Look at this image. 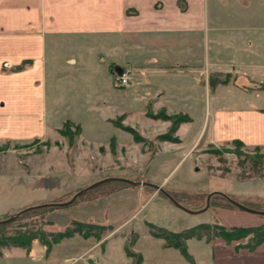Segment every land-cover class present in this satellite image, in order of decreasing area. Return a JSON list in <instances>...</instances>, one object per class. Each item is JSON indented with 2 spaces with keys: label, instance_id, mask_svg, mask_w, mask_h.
<instances>
[{
  "label": "crops",
  "instance_id": "crops-1",
  "mask_svg": "<svg viewBox=\"0 0 264 264\" xmlns=\"http://www.w3.org/2000/svg\"><path fill=\"white\" fill-rule=\"evenodd\" d=\"M26 58L28 66L10 69ZM117 67H129L132 78L122 87L125 98L115 100L109 95L117 92ZM82 68L99 70L101 78H77ZM126 101L143 111L151 104L185 113L190 119L175 130L178 146L186 123L194 135L205 127L213 140L264 146V0H0V139L54 131L60 108L128 112ZM164 127L162 121L158 128ZM221 210L224 225L262 222L245 211ZM116 227L92 244L81 236L75 254L60 242L47 252L37 239L28 248L3 246L0 264H68L73 258L77 264H131L125 249L116 255L107 248ZM150 236L160 239L161 253L149 264H191L178 248ZM185 245L194 264H264V240L249 248L243 238L190 236ZM145 258L141 254L139 264H147Z\"/></svg>",
  "mask_w": 264,
  "mask_h": 264
},
{
  "label": "rangeland",
  "instance_id": "rangeland-1",
  "mask_svg": "<svg viewBox=\"0 0 264 264\" xmlns=\"http://www.w3.org/2000/svg\"><path fill=\"white\" fill-rule=\"evenodd\" d=\"M21 62L24 64L22 69L31 60L26 58ZM10 69L19 68L12 65ZM90 70L78 69L83 73L77 72V78H90L91 74L101 78L99 70L94 69L93 73ZM108 74L105 79H109ZM123 89L117 87V92L109 97L124 99ZM125 105L130 107L128 112H88L71 108L67 113V109L60 108L53 118L54 131L31 138L27 136L28 139H0V218L17 211L14 206L22 200L32 199L27 205L66 201L91 183L109 176H122L137 183L107 180L81 192L68 204L47 205L50 207L29 213L21 220H15L14 224L27 222L36 227L39 225L47 233L69 226L73 233L58 241L65 245L61 248L69 254L78 252L79 244L75 241H79L81 236L92 244L108 237L119 225L116 227L118 233L108 240L107 248L113 254L121 255L129 246L136 254H144L149 264L155 262V255L161 252L157 245L160 239L151 240L147 220L179 231L199 221L220 222L218 212L229 209L251 213L264 222L263 213L239 208L220 193L212 192L222 191L245 206L264 210V146H247L242 141L238 145L234 139L213 140L205 132V127L199 128L194 135L193 124L190 123L181 128L182 144L178 146L176 128L169 130V119L147 114V111L157 112L163 108L154 110L150 104L143 111L135 101H126ZM205 109L207 118L208 104ZM64 114L76 118H63ZM108 114L110 116L106 118ZM197 120L200 119L194 117L196 123ZM162 121H165L163 129L158 128ZM123 125L132 126L139 137ZM165 130L175 136L174 139L158 136ZM164 141L170 143L164 144ZM143 181L159 185L178 203L193 210L202 208L207 194L212 193L205 209L189 213L172 203L159 189L140 183ZM18 186H23L26 191ZM74 220L95 221L92 223L100 222L109 227L103 230L85 228L79 232L76 229L80 226L75 228ZM200 237L211 239L214 236ZM250 237L248 234L242 238L246 243ZM159 238L165 245L164 238ZM35 239L45 245L47 252L54 244L47 247L39 238ZM65 263L77 264V258Z\"/></svg>",
  "mask_w": 264,
  "mask_h": 264
},
{
  "label": "trees",
  "instance_id": "trees-1",
  "mask_svg": "<svg viewBox=\"0 0 264 264\" xmlns=\"http://www.w3.org/2000/svg\"><path fill=\"white\" fill-rule=\"evenodd\" d=\"M23 63H19L15 65V68L21 69L23 67ZM147 114L150 116H160L164 119H169L170 125L169 130L173 131L175 130L177 124L182 121L186 120L189 117L185 113L181 112H172V113H166L163 109H159L157 112H151L147 111ZM124 127L130 129L135 133V135L138 136V133L136 130L129 125H123ZM168 130V129H167ZM165 130L162 133H159L158 136L161 137H167L169 139H174L175 136H172L168 134V131ZM139 137V136H138ZM234 143H238V145H241V141L238 139H234ZM232 204V203H231ZM50 206H42V207H36L31 208L28 210H25L21 212L19 215L16 216L13 220H10L8 222L0 223V252L1 248L3 246H11V245H18L23 247H30L32 241L35 238H39L44 244L47 245V247H50L53 243L58 242L63 236L65 235H71L73 233V229L67 226L66 228L62 230H58L57 232H45V230L42 229L39 225L36 227L35 225H30L27 222L24 223H17L14 224L15 220H21L25 215L29 213H36V210L43 209ZM40 212V211H39ZM74 227H78L76 230L81 232L85 228H90L94 230V228H97L99 230H103L109 227V225H106L104 223H92V222H86L82 220H74ZM148 226V230L151 234L155 236H159L164 238L165 245H171L174 247H177L181 254L191 263H193V259L191 255L186 250L185 245V239L190 236L200 237L202 235H205L207 237L210 236H219L222 237L225 240H232V239H239L242 238L245 235H250L251 237L248 239V241L245 243V245L249 248L253 247L257 243L264 240V222H261L256 225H224L223 223L217 222V221H209V222H198L194 225H191L190 227L184 228L179 231H173L170 229H167L165 227L156 225L150 221L146 222ZM71 226V227H73ZM93 227V228H92ZM74 228V231H75ZM83 229V230H80ZM85 235L87 234L86 231ZM90 234V233H89ZM130 242H133V239L129 240ZM126 252L128 255L133 257V263L132 264H139L141 260V256L136 254L133 250L129 248V246H126Z\"/></svg>",
  "mask_w": 264,
  "mask_h": 264
},
{
  "label": "water",
  "instance_id": "water-1",
  "mask_svg": "<svg viewBox=\"0 0 264 264\" xmlns=\"http://www.w3.org/2000/svg\"><path fill=\"white\" fill-rule=\"evenodd\" d=\"M117 70H120V67H117ZM107 180H122V181H126L128 183H137L135 180L131 179V178H127V177H122V176H109V177H105L103 179H100L94 183H91L90 185L84 187L83 189L77 191L69 200H66V201H53V202H44V203H40V204H31V205H27V206H24V207H21L20 209H18L17 211H15L14 213H11L9 214L7 217H4V218H0V223H3V222H8L10 220H13L14 218H16L17 215H19L21 212L25 211V210H28V209H31V208H36V207H41V206H47V205H64V204H68L70 202H72L76 196L78 194H80L81 192L101 183V182H104V181H107ZM142 184H146V185H151L157 189H159L162 193H164L168 199L174 203L175 205L179 206L180 208L188 211V212H193V211H200V210H203L207 207V200H208V197L209 195L212 193V192H217V193H220L221 195H223L229 202H231L232 204H234L235 206L239 207V208H242V209H245V210H249V211H253V212H257V213H263L264 214V210H259V209H254V208H250L248 206H245L244 204L232 199L231 197L227 196L225 193H223L222 191H212L210 193L207 194L206 196V203L205 205L202 207V208H199L197 210H193V209H190L188 207H185L183 205H181L180 203H178L168 192L164 191L159 185L157 184H154V183H151V182H148V181H143V182H140Z\"/></svg>",
  "mask_w": 264,
  "mask_h": 264
},
{
  "label": "built area",
  "instance_id": "built-area-1",
  "mask_svg": "<svg viewBox=\"0 0 264 264\" xmlns=\"http://www.w3.org/2000/svg\"><path fill=\"white\" fill-rule=\"evenodd\" d=\"M132 73L129 67H120V70L113 72V84L117 87H124L129 84Z\"/></svg>",
  "mask_w": 264,
  "mask_h": 264
}]
</instances>
